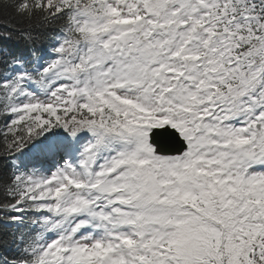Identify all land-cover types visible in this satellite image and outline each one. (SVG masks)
Here are the masks:
<instances>
[{
    "label": "snow or ice",
    "instance_id": "1",
    "mask_svg": "<svg viewBox=\"0 0 264 264\" xmlns=\"http://www.w3.org/2000/svg\"><path fill=\"white\" fill-rule=\"evenodd\" d=\"M0 264H264V0H0Z\"/></svg>",
    "mask_w": 264,
    "mask_h": 264
}]
</instances>
